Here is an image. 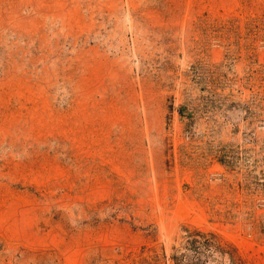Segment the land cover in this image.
Instances as JSON below:
<instances>
[{"label": "rangeland", "instance_id": "obj_1", "mask_svg": "<svg viewBox=\"0 0 264 264\" xmlns=\"http://www.w3.org/2000/svg\"><path fill=\"white\" fill-rule=\"evenodd\" d=\"M195 230L264 264V0H0V264Z\"/></svg>", "mask_w": 264, "mask_h": 264}, {"label": "trees", "instance_id": "obj_2", "mask_svg": "<svg viewBox=\"0 0 264 264\" xmlns=\"http://www.w3.org/2000/svg\"><path fill=\"white\" fill-rule=\"evenodd\" d=\"M182 248L183 252L172 255L174 264H206L210 258L215 260L214 254L225 256L229 264H244L234 248L217 240L212 233L200 230L188 232Z\"/></svg>", "mask_w": 264, "mask_h": 264}]
</instances>
